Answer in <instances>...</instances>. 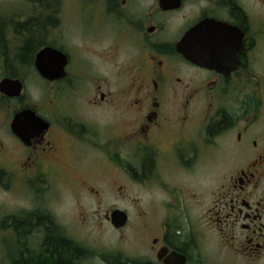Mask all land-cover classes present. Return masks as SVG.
I'll use <instances>...</instances> for the list:
<instances>
[{
    "label": "flooded vegetation",
    "instance_id": "obj_1",
    "mask_svg": "<svg viewBox=\"0 0 264 264\" xmlns=\"http://www.w3.org/2000/svg\"><path fill=\"white\" fill-rule=\"evenodd\" d=\"M71 3L67 22L62 1L26 21L24 43L35 50L22 67L53 95L31 104L22 77H3L23 92L0 95L16 105L0 134V194L20 204L0 222V263H36L60 232L79 244L45 199L100 196L85 179L93 165L116 199L132 188L149 200L136 208L137 237L148 245L130 258L79 244L90 253L79 264H264V0ZM46 47L66 57L61 78L34 67ZM23 111L35 117L22 120L20 137L12 125ZM114 210L104 218L120 233L127 225H111Z\"/></svg>",
    "mask_w": 264,
    "mask_h": 264
},
{
    "label": "rangeland",
    "instance_id": "obj_2",
    "mask_svg": "<svg viewBox=\"0 0 264 264\" xmlns=\"http://www.w3.org/2000/svg\"><path fill=\"white\" fill-rule=\"evenodd\" d=\"M31 1L36 0H0V80L9 71L15 73L18 77H22L26 85L25 100L29 99L30 103L34 104L39 102V97L52 96L53 91L43 85L32 69L29 67L23 69L22 67L21 49L24 43V35H22L24 30L18 29V25L26 23L29 17H34L32 19L34 20L38 15V11ZM73 1H62L61 16L65 18L63 21L67 22L70 17L75 16V9L69 7ZM82 19L84 18H79V20ZM30 25L27 28L31 27L32 29L33 24ZM17 31L20 34H17ZM75 36L77 35L74 31L66 30L67 39L74 42ZM48 38L50 37H46V40ZM34 50V46H27V49L23 52V59L30 61ZM3 54L6 56L1 57ZM14 69L16 71H13ZM15 106L0 101V134H3L5 129L4 117H6V113L13 111ZM86 169L87 171L84 170L85 173L83 172L85 176L87 175L85 179L91 182V186L100 189L102 192L100 196L97 197L87 191L85 192V190H80L73 196H68L66 192L62 195L55 192L51 197L45 199L47 206L52 208L54 217L64 228L66 234L79 244L99 254H111L118 251L123 252L124 255H129L130 258H135L138 252H143L148 245L146 238L139 239L137 237L138 232H136V229L142 218L137 215L136 208L149 207V200L141 199L138 202L134 199L135 195L132 194V188H130V193L125 198L116 199V197L107 193L108 190L102 189L106 186L105 184L98 183L95 179L96 167L88 165ZM101 171L100 168H97V174H101ZM13 198L8 194H0V222L10 207L20 205ZM114 208L129 215L128 224L120 233H116L104 218L105 213ZM6 241L5 233L0 231V250L5 248ZM95 262L99 264L96 260Z\"/></svg>",
    "mask_w": 264,
    "mask_h": 264
},
{
    "label": "water",
    "instance_id": "obj_3",
    "mask_svg": "<svg viewBox=\"0 0 264 264\" xmlns=\"http://www.w3.org/2000/svg\"><path fill=\"white\" fill-rule=\"evenodd\" d=\"M66 66V57L63 53L46 47L40 50L34 59L36 71L47 80H54L63 76L64 67ZM23 92V84L18 79L2 78L0 80V95L7 98H18ZM33 117L30 111H23L17 114L13 121V131L18 136H22V126L20 123L28 116ZM29 116V117H30ZM35 117V116H34ZM39 119V118H38ZM39 121L44 123L43 120ZM128 222V216L124 211L114 210L111 213L110 223L115 229H122ZM181 264V263H180Z\"/></svg>",
    "mask_w": 264,
    "mask_h": 264
},
{
    "label": "trees",
    "instance_id": "obj_4",
    "mask_svg": "<svg viewBox=\"0 0 264 264\" xmlns=\"http://www.w3.org/2000/svg\"><path fill=\"white\" fill-rule=\"evenodd\" d=\"M56 1H63V0H36V1H31L34 4L35 8H48V6H52L53 3ZM38 6V7H36ZM6 23V22H5ZM31 23H20L18 25V29H23L24 32H22V35H25V32L30 36L32 34L33 29L31 27L27 28ZM5 26V25H4ZM32 26V24L30 25ZM17 30V28H16ZM17 31V34H20V32ZM31 37V36H30ZM33 37V36H32ZM46 38V37H45ZM32 39L30 42L28 41L27 44L25 45V49H27V46L32 45L31 43ZM21 51V60H22V65L27 61L23 59V52ZM6 55H1V57H5ZM32 59V58H30ZM13 71H16L15 69ZM5 76H13V77H18L15 75V73H11L10 71L5 74ZM46 240H50L51 245H47L48 249H50V252L46 251L44 253V256L40 257V260H36L34 264H79V261H81L84 257L89 255L88 251L84 249L81 245L69 241L67 237L63 235L62 232H60L59 235L57 236H48ZM114 260V259H113ZM24 264V263H21Z\"/></svg>",
    "mask_w": 264,
    "mask_h": 264
}]
</instances>
